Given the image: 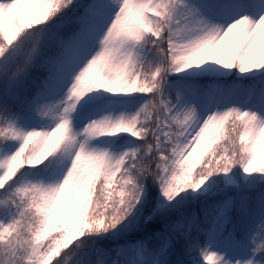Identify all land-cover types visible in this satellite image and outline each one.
Segmentation results:
<instances>
[{"label": "snow or ice", "instance_id": "1", "mask_svg": "<svg viewBox=\"0 0 264 264\" xmlns=\"http://www.w3.org/2000/svg\"><path fill=\"white\" fill-rule=\"evenodd\" d=\"M0 264H264V0H0Z\"/></svg>", "mask_w": 264, "mask_h": 264}]
</instances>
